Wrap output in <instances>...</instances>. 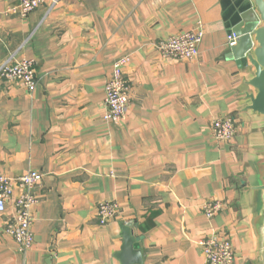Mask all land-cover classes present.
Wrapping results in <instances>:
<instances>
[{"label": "crops", "instance_id": "1", "mask_svg": "<svg viewBox=\"0 0 264 264\" xmlns=\"http://www.w3.org/2000/svg\"><path fill=\"white\" fill-rule=\"evenodd\" d=\"M0 0V66L32 60L30 93L0 79V170L43 174L33 208L34 244L22 254L5 234L18 187L0 214V264H121V226L132 228L143 264H204L199 240L226 234L231 264H254L252 217L264 154V117L244 108L249 64L228 58V36L252 0H47L22 16ZM202 27L196 60L165 59L158 43ZM127 57L130 104L108 122L105 85ZM234 117L230 141L212 122ZM223 209L208 218L204 206ZM119 213L100 224L101 202Z\"/></svg>", "mask_w": 264, "mask_h": 264}, {"label": "built area", "instance_id": "2", "mask_svg": "<svg viewBox=\"0 0 264 264\" xmlns=\"http://www.w3.org/2000/svg\"><path fill=\"white\" fill-rule=\"evenodd\" d=\"M46 3L47 0H19L18 11L25 17ZM203 36L202 27H198L168 36L161 40L157 47L165 59L192 61L200 55L199 48ZM228 39L230 47L235 44L237 37L232 32ZM128 60L124 57L114 63L113 77L105 85L104 119L108 122L120 123L128 111L131 87L124 74ZM0 79L22 83L32 94L38 84L34 62L28 59L16 61L13 57L0 66ZM212 128L217 140L227 142L232 141L238 131L236 121L231 115L215 119ZM42 182L43 174L36 170H30L17 178H11L0 170V214L6 213L7 200L14 193V188L18 187L21 190L14 200V213L6 218L4 231L16 241L22 254H26L34 244L33 208L39 202L37 190L42 187ZM222 209L223 203L219 200H210L204 206L208 218H213ZM118 213L119 206L115 202L104 201L98 205L97 216L102 225L116 217ZM199 244L203 250L204 264H231L235 259L233 242L226 234L206 236L199 240Z\"/></svg>", "mask_w": 264, "mask_h": 264}, {"label": "water", "instance_id": "3", "mask_svg": "<svg viewBox=\"0 0 264 264\" xmlns=\"http://www.w3.org/2000/svg\"><path fill=\"white\" fill-rule=\"evenodd\" d=\"M253 5L245 11L240 22L234 26L237 39L226 52L228 58L237 61L240 67H253V77L246 83L253 90L243 96L250 103L244 108L264 117V0H252ZM259 183L249 187L255 192L256 207L252 217V229L256 238V258L254 264H264V154L258 163ZM134 221L121 226L123 244L116 254L121 264H143L144 258L132 228Z\"/></svg>", "mask_w": 264, "mask_h": 264}]
</instances>
